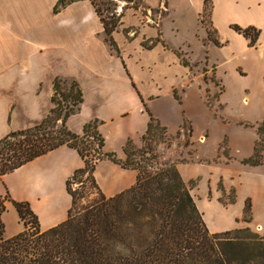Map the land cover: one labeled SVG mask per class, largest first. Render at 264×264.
<instances>
[{
  "label": "crops",
  "instance_id": "0c3cea01",
  "mask_svg": "<svg viewBox=\"0 0 264 264\" xmlns=\"http://www.w3.org/2000/svg\"><path fill=\"white\" fill-rule=\"evenodd\" d=\"M57 1L0 0V139L11 131L40 123L54 105L56 77H71L79 81L84 97L80 110L67 120L72 131L82 133L85 123L99 119L105 150L124 158L127 140L131 138L141 145L153 115L167 128L169 136H177L174 160L183 179L191 184V193L208 229L215 233L246 226L264 229V142L261 163L244 161L254 155L261 139L257 125L263 121L264 111L259 112L256 120H240L229 112L227 102H221L224 115L236 118L232 119L218 111L219 116L212 113L209 106L216 108L207 96V103L185 99L184 85H189L191 64L182 67V73L187 75L182 82L167 84L168 75L160 74L149 79L152 86L143 85L139 71L153 66L149 54L140 64L142 70L131 68L126 60L129 57H122L115 35L120 54L105 41L103 23L90 0L75 1L55 13ZM205 1L197 6L198 15L205 8ZM211 3V24H222L225 18L231 28L232 24L254 25L261 29L258 43L263 40L264 0ZM163 4L167 7L168 0ZM143 41L142 50L158 48H145ZM257 44L249 46L248 40L249 47ZM173 62L183 64L180 59ZM215 68L217 71V64ZM238 69L249 76L248 68ZM256 76V87L249 84L246 90L256 88L264 95L263 60ZM243 98L251 101L250 94ZM211 115L214 122L210 121ZM202 118L205 120L201 121ZM185 124L191 127L189 140L186 133H180ZM211 125L218 130L213 131ZM242 130L250 131L249 140L242 138ZM242 149L246 152L242 153ZM83 165L76 149L62 145L12 172L0 174V198L8 194L13 200L28 201L42 229L50 228L67 219L72 197L66 182ZM137 173L109 159L99 161L95 169L97 183L107 197L131 188ZM232 190L233 201H223L222 197ZM248 199L251 221L244 220ZM1 219L6 236L24 229L12 201Z\"/></svg>",
  "mask_w": 264,
  "mask_h": 264
},
{
  "label": "trees",
  "instance_id": "16d2710c",
  "mask_svg": "<svg viewBox=\"0 0 264 264\" xmlns=\"http://www.w3.org/2000/svg\"><path fill=\"white\" fill-rule=\"evenodd\" d=\"M75 1L78 0H58L54 12ZM90 1L103 23L105 41L120 54L113 34L122 23L123 13L117 14V8L112 6L115 2L111 0ZM115 1L136 8L140 5L138 0ZM207 4L208 0L205 1L204 15L209 16L212 5L208 8ZM232 27L249 40V46L257 44L260 28L239 24H232ZM208 33L215 44H221L212 36L210 27ZM159 41L163 40L151 37L142 45L152 48ZM183 64L190 65L186 58ZM61 82L62 79L56 77L52 96L54 105L40 123L11 131L0 139V174L12 172L62 145L76 149L84 165L77 168L66 182L72 197L68 217L55 226L42 229L28 202L9 198L24 223V229L6 236L5 224L0 217V264H264V233L255 232L249 226L210 233L191 193V184L183 179L174 162L157 160L152 144L138 149L129 138L122 158L117 152L105 150L99 119L85 123L82 133L72 131L67 120L80 110L83 91L76 79H72L66 90H62ZM160 129L168 134L167 128L151 115L142 140L146 142L156 136ZM257 129L261 139L254 155L244 160L246 163L259 164L263 160L264 119ZM103 159L137 170L136 183L107 197L95 177L96 166ZM76 180L98 192V197L80 215L74 214L78 195L73 191L72 183ZM1 202L2 198L0 213L6 208ZM244 220L251 221L249 199Z\"/></svg>",
  "mask_w": 264,
  "mask_h": 264
},
{
  "label": "rangeland",
  "instance_id": "374dc122",
  "mask_svg": "<svg viewBox=\"0 0 264 264\" xmlns=\"http://www.w3.org/2000/svg\"><path fill=\"white\" fill-rule=\"evenodd\" d=\"M111 1L115 2L112 6L117 8V14L123 13L124 15L121 25L114 32L122 51V57H129L126 60L130 67L135 70H142L140 64H143L146 55L149 54L151 57L150 62L153 66L144 69L142 72L139 71L143 85L152 86V83L148 82L149 79L160 74L168 75L165 79L167 84L182 82L187 78V75L181 71L182 67L185 66L179 62L176 64L173 60L178 61V59L186 58L191 64V71L188 74L187 83L189 85H184L186 86L185 99L207 103V96V100L216 108L215 110L209 106V109L218 116V113L224 115L222 103L227 102L229 112L240 120H256L259 112L264 111V95L259 94L256 88L252 91L246 90V88H250L249 84L256 87V83H258L257 70L261 60L264 61V37L262 41L257 42L256 47H249L247 38L231 28V24H228L225 18V22L223 21L222 24H211L212 14L204 15V10L200 15L196 12L197 6H200L203 0H168L167 7L163 4L165 0H138L140 4L138 8L123 1ZM207 5L208 8L211 7V0H208ZM239 25L246 27L245 24ZM208 27L212 31V36L217 37L222 45L215 44L214 40L209 37ZM151 37H159L163 41L157 42L158 48L154 51L142 50L140 41L142 39L145 41ZM148 43L150 44L149 40ZM108 45L107 49H109ZM139 57H142V60H139ZM215 64H217V71ZM238 66L248 68L249 76L241 74ZM61 79L62 90L68 89L73 78L61 77ZM224 89L225 92L222 93ZM247 94H250V102L243 98ZM219 96H221L220 101ZM58 97L61 98L60 95ZM216 114L215 117H218ZM224 116L236 119L231 115L225 114ZM204 120L205 118L201 119V121ZM210 121L214 122L212 115ZM240 127L246 129L242 126L238 128ZM190 128L189 124H185L184 130L180 132L181 134L186 133L187 140H189ZM211 128L213 131L218 130V127L214 125L213 127L211 125ZM242 132V138L246 140L251 138L250 131L242 130ZM176 141L177 136H169L160 129L156 132V136L147 139L146 142L142 141L141 145H135L140 149L145 148L150 143L154 147L159 162H174L176 164L174 160L178 148L174 145ZM241 151L242 153L246 152L244 149ZM72 188L78 195L74 214L80 215L85 212L94 198L98 197V192L88 185L84 187L79 180L72 183ZM234 197L235 192L232 190L224 195L222 200L225 202L233 201ZM1 198L3 199L1 204L7 208L11 201L10 197L4 195ZM2 213H0V217ZM11 215L7 219L10 220ZM253 230L260 234L264 233V229L261 228ZM208 231L215 233L209 229Z\"/></svg>",
  "mask_w": 264,
  "mask_h": 264
}]
</instances>
